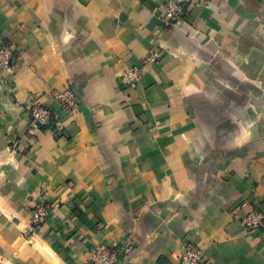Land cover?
I'll return each mask as SVG.
<instances>
[{
    "label": "crops",
    "instance_id": "crops-1",
    "mask_svg": "<svg viewBox=\"0 0 264 264\" xmlns=\"http://www.w3.org/2000/svg\"><path fill=\"white\" fill-rule=\"evenodd\" d=\"M170 1L0 0L16 53L0 72V264H91L102 245L117 264H179L190 246L203 264H264V228L241 224L264 210V0H182L177 27Z\"/></svg>",
    "mask_w": 264,
    "mask_h": 264
},
{
    "label": "built area",
    "instance_id": "built-area-1",
    "mask_svg": "<svg viewBox=\"0 0 264 264\" xmlns=\"http://www.w3.org/2000/svg\"><path fill=\"white\" fill-rule=\"evenodd\" d=\"M185 6L182 0H171L166 5L164 20L170 26H180L185 18ZM160 54L153 52L145 59L147 64H156L160 61ZM16 62L15 49L7 44L0 47V72L10 73ZM142 69L132 67L121 74L122 84L125 87L137 88L140 84ZM56 102L59 107L65 110L77 107L78 99L74 90L66 89L56 95ZM27 108L32 117L34 126L51 128L53 126L54 113L50 108L43 107L38 103H30ZM55 205L42 203L36 205L31 213L30 229H39L44 221L52 214ZM242 226L247 232L253 233L264 228V210L252 208L242 219ZM120 251L107 246H97L91 252V264H117ZM203 252L196 247H188L182 254L179 264H203Z\"/></svg>",
    "mask_w": 264,
    "mask_h": 264
}]
</instances>
